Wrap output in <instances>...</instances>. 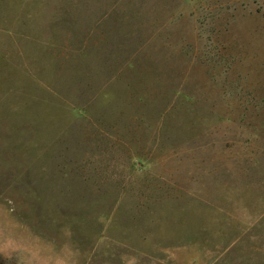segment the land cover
<instances>
[{
	"label": "rangeland",
	"instance_id": "obj_1",
	"mask_svg": "<svg viewBox=\"0 0 264 264\" xmlns=\"http://www.w3.org/2000/svg\"><path fill=\"white\" fill-rule=\"evenodd\" d=\"M0 264H264V0H0Z\"/></svg>",
	"mask_w": 264,
	"mask_h": 264
}]
</instances>
